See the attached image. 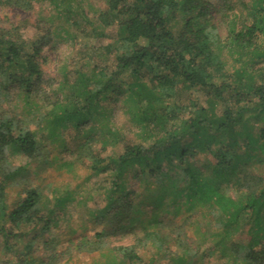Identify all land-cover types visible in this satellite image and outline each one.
<instances>
[{
	"label": "trees",
	"instance_id": "16d2710c",
	"mask_svg": "<svg viewBox=\"0 0 264 264\" xmlns=\"http://www.w3.org/2000/svg\"><path fill=\"white\" fill-rule=\"evenodd\" d=\"M28 4L29 0H0V6ZM209 8L206 0H110L101 21L105 26L118 27L116 41L102 49V56L111 65L94 66L91 76L77 71L68 87L69 100L53 103L52 113H44L36 99V87L43 75L41 47L35 43L28 49L30 43L18 27L0 26V97L14 91L28 114L55 130L58 126L79 128L91 121L103 99L127 95L133 118L142 126H151L152 142L147 146L135 144L109 129L114 139H104V144L120 145L121 153L109 156L108 161L107 157L86 155L94 160L95 169L111 165L107 203L120 211V220H127L134 206L136 191L127 187L131 180H142L137 188L141 197L147 191L143 183L150 179L173 197H181L189 185L198 199L188 209L200 206L208 220L213 216V227L205 230L204 239L197 243L178 234L175 242L182 253L172 262L188 264L202 251V242L214 236L213 230L221 229L220 239L211 244L221 258L235 264H264V173L234 169L238 162L250 163L255 152L253 157L258 153L259 158L253 168L264 171V0L244 3L242 18L239 13L232 14L224 41L208 25ZM49 34L42 35L40 41ZM225 51L236 62L231 73L223 59ZM124 74L134 81L124 83ZM141 77L147 81L137 82ZM178 86L206 92L205 105L191 103L184 108L170 104V93ZM26 122H30L28 117L22 120L0 115V221L6 218L13 227L26 223L32 228L42 223L47 229L49 220L40 215L37 188L28 189L15 208L5 211L6 183L22 170L11 167L9 153L31 159L39 151L34 131ZM200 153L205 154L203 167L196 165ZM117 194H122L119 199ZM162 194L151 202L156 204L155 198ZM154 220L157 230L144 233L151 244L161 240L157 231L171 227L170 221ZM243 230L250 234L248 244L237 240L236 234ZM0 233L7 238L18 234L1 222ZM106 236L96 234L89 250L102 248ZM119 250L129 262L140 260L131 248Z\"/></svg>",
	"mask_w": 264,
	"mask_h": 264
},
{
	"label": "rangeland",
	"instance_id": "374dc122",
	"mask_svg": "<svg viewBox=\"0 0 264 264\" xmlns=\"http://www.w3.org/2000/svg\"><path fill=\"white\" fill-rule=\"evenodd\" d=\"M206 1L210 4L206 18L208 25L224 41L232 14L239 13L242 18L243 5L249 0ZM109 2L29 0L24 7L0 6V26L6 29L18 27L23 39L30 43L28 49L35 43L42 49L43 75L36 87V99L44 113L50 110L54 112L53 103L56 101L69 100L68 87L77 77V71H85L91 76L90 70L94 66L111 65V61L102 56L105 54L103 47L117 39L118 27L105 26L101 21V14L108 9ZM177 28H180L179 24ZM48 32L47 38L40 41L41 36ZM223 59L231 73L236 62L227 51L223 52ZM152 77L150 74L149 78ZM121 80L124 83L134 81L126 74ZM145 80L141 77L137 82ZM13 92H5L0 97V115L22 120L28 117L30 122L26 123L34 131L39 151L31 159L13 151L9 153L11 167H22V170L6 183L5 211L9 213L15 208L28 189L37 188L41 195L40 215L49 221L47 229H43L42 223L32 228L26 223L13 227L6 218L0 221L6 229L18 232L8 238L0 233V264H174L173 258L182 253L175 242L178 234L182 239L197 243L204 239L205 230H212L210 221L213 216L210 215L211 219L208 220L206 211L200 206L188 209L198 199L189 185L185 186L186 191L181 197H173L162 190L154 179H150L145 181L147 184L143 183L147 191L141 197L137 194L142 181L139 177L131 180L127 186L136 191L134 206L127 220H120V211L112 207L113 203L108 205L107 197L113 177L111 165L104 168L103 164L95 169L94 160L86 155L93 154L102 159L107 157L108 161L109 156L115 157L121 153L120 145L104 144V139H114L108 133L109 129L112 133L126 136L135 144L147 146L152 142L151 126H142L133 118L129 112L130 104L125 100L127 95L111 101L103 99L97 111L100 115L93 112L91 121L81 124L79 128L58 126L53 130L46 121L38 123L34 114H28L22 98ZM170 94L167 101L184 108L191 103L205 105L207 98L203 90L184 86H178ZM241 151L245 154L243 148ZM254 154L251 153L250 163L247 161L242 165L238 162L234 169L237 172L249 169L252 174L264 173L263 168H253V163L259 158L258 153L253 157ZM198 157L196 165L203 167L206 164L205 154L200 153ZM159 194L162 197L157 196L156 204L152 203L151 199ZM120 195L117 194L116 199ZM60 198L63 200L58 204ZM155 218L170 221L171 227L157 231L161 240L151 244L144 238V233L156 229ZM213 231L214 236L202 242V251L188 264L233 263L221 258L218 249H211V244L220 239L218 233L221 229ZM98 233H107V236L102 248L91 251L89 245H92ZM236 237L238 241L248 244L250 234L243 230ZM120 248L133 249L140 260L129 262L122 257Z\"/></svg>",
	"mask_w": 264,
	"mask_h": 264
}]
</instances>
